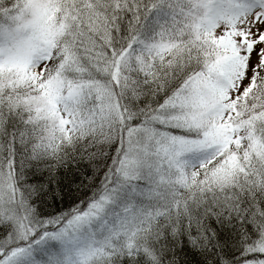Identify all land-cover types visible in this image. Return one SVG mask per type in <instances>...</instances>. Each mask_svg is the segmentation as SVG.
Returning a JSON list of instances; mask_svg holds the SVG:
<instances>
[{
  "label": "trees",
  "instance_id": "obj_1",
  "mask_svg": "<svg viewBox=\"0 0 264 264\" xmlns=\"http://www.w3.org/2000/svg\"><path fill=\"white\" fill-rule=\"evenodd\" d=\"M27 2L0 0V24L15 21ZM54 2L53 49L43 75L76 88L86 83L66 105L74 113L70 138L44 133L42 113L25 100L36 83L10 88L0 82V183L10 179L35 220L80 211L111 187L114 160L138 129L181 133L170 101L226 56L187 0ZM140 39L167 46L145 49L146 56ZM258 66L241 98L256 142L249 145L243 137L229 167L217 155L202 164L192 186L174 181L169 209L147 222L129 246L85 264H238L251 257L249 248L264 235V59ZM106 93L116 104L118 97L119 118L111 116L118 111ZM12 233L0 211V244Z\"/></svg>",
  "mask_w": 264,
  "mask_h": 264
},
{
  "label": "rangeland",
  "instance_id": "obj_2",
  "mask_svg": "<svg viewBox=\"0 0 264 264\" xmlns=\"http://www.w3.org/2000/svg\"><path fill=\"white\" fill-rule=\"evenodd\" d=\"M54 1L28 0L15 21L0 24V82L10 88L36 83L34 89L27 90L26 102L31 107L34 103L42 113L45 134L65 139L73 134L74 124V113L68 112L66 105L74 103L77 88L83 89L86 83L76 88L67 82L50 83L43 75L53 49ZM187 1L195 9L199 24L210 30L213 42L226 49L217 72L211 74L205 69L198 73L190 81L193 88L184 87L170 103L175 108L174 123L190 124L193 128L188 126L191 129L186 131L192 134L138 129L137 135L129 138L133 140L131 145L114 160L117 176L111 187L101 189L99 196L80 211L48 220L33 219L10 179L4 180L0 183V211L11 223L13 233L0 244V264H84L94 255L103 258L110 250L127 247L146 229L147 222L169 209V188H174V181L186 188L192 186L200 165L217 155L229 167L238 157L233 150L241 141L249 145L256 142L241 98L264 59V0ZM214 10L217 13H212ZM180 28L174 24L179 33ZM164 45V41L157 46L142 42L139 47L147 56L146 50L157 52L165 49ZM135 62L140 60L136 58ZM112 72L109 75L115 81L116 71ZM106 94L110 108L118 111L111 116L119 118L122 114L116 108L117 94V104ZM250 101L252 106L255 97ZM181 164L188 165L187 172H182ZM249 251L251 257L245 256L247 260L238 264H264V235Z\"/></svg>",
  "mask_w": 264,
  "mask_h": 264
}]
</instances>
